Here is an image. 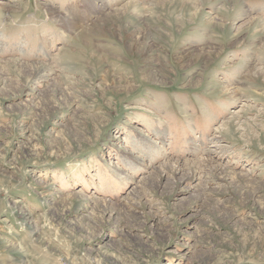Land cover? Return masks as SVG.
<instances>
[{"label": "rangeland", "instance_id": "374dc122", "mask_svg": "<svg viewBox=\"0 0 264 264\" xmlns=\"http://www.w3.org/2000/svg\"><path fill=\"white\" fill-rule=\"evenodd\" d=\"M203 1L0 0V264H264V0Z\"/></svg>", "mask_w": 264, "mask_h": 264}, {"label": "bare ground", "instance_id": "6f19581e", "mask_svg": "<svg viewBox=\"0 0 264 264\" xmlns=\"http://www.w3.org/2000/svg\"><path fill=\"white\" fill-rule=\"evenodd\" d=\"M192 1H194V2H196L197 1V3H198V1H201V2H204L203 0H177V2H182V3H185V4H187V3H192ZM205 1H207V0H205ZM214 1V0H213ZM239 1L240 0H226V4L228 5V7L229 6H235V5H237L238 3H239ZM170 2V1H169ZM161 5V4H160ZM169 5V4H168ZM190 6V5H189ZM136 4L134 3V2H130L128 5H126V8H125V15L127 14V13H129V12H131V11H134L135 9H136ZM193 7V6H192ZM235 7H237V6H235ZM195 8V7H194ZM224 10L225 11H228V13H229V9H227V7H224ZM198 11H199V9H198ZM52 14H53V17H50L49 15V19H53V21H55V23H58L60 26H63L65 29H67V30H78L79 28H78V26H76L75 24H73V23H71L69 20H68V18H65V17H62L61 15H58L56 12H54V11H52ZM193 14V13H192ZM227 14V13H226ZM139 20H141V19H139ZM215 21V20H214ZM256 20L255 19H250V21H249V23H248V26H249V28L250 29H252V30H255V29H257V27H256ZM216 23V22H215ZM220 23V22H219ZM247 25V24H246ZM258 25V24H257ZM261 25V24H260ZM259 28V27H258ZM223 29V28H222ZM82 30V29H81ZM81 30H80V34H81ZM259 32H260V34L261 35H263L264 34V27H260V29H259ZM80 34H79V36H80ZM85 35V34H84ZM81 36H83V35H81ZM87 37V36H86ZM88 40V39H87ZM236 46V45H235ZM129 50V49H128ZM127 50V51H128ZM130 51V50H129ZM33 68V70L35 71V73H37V75L39 74V75H41V76H44V70L43 69H40L41 67H32ZM261 69V68H260ZM255 71H257V70H255ZM260 71V70H259ZM263 71H264V69H263ZM36 75V74H35ZM263 75H264V73H263ZM250 77V76H249ZM252 78V77H251ZM253 79V78H252ZM253 81H254V79H253ZM230 131V130H229ZM168 166H169V164H167ZM172 165V164H171ZM173 167L174 166H176V164H174L173 163V165H172ZM178 168H179V166H177ZM177 169V168H176Z\"/></svg>", "mask_w": 264, "mask_h": 264}]
</instances>
